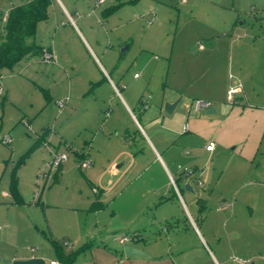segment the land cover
I'll list each match as a JSON object with an SVG mask.
<instances>
[{"label": "rangeland", "instance_id": "1", "mask_svg": "<svg viewBox=\"0 0 264 264\" xmlns=\"http://www.w3.org/2000/svg\"><path fill=\"white\" fill-rule=\"evenodd\" d=\"M25 1L0 0V29L10 9ZM233 29L240 43L231 54L230 70L228 51L214 59L207 51L211 36ZM35 41L50 48L53 59H23L0 77V264H10L12 255H26L33 248L52 252L50 237L58 243L71 241L73 247L65 249H74V238L94 230L97 222L94 239L107 233L90 208L95 194L91 169L84 167L92 135L101 129L109 133L104 117L108 105L100 107V118L93 122L90 117L96 92L90 79L99 76L96 64L101 71L116 67L113 79L117 83L122 77L125 94L135 98L162 93L176 72L194 74L196 65L205 74L208 66L216 68L220 86L224 72L228 76L231 71L242 77L245 101L264 108V0H52ZM199 42L207 51L199 49ZM211 74L200 83L188 80L183 91L189 107L202 92L198 97L214 103L205 91ZM218 97L226 101L221 88ZM66 98L60 107L57 101ZM8 136L12 141L4 143ZM56 152L68 156L62 169L51 166ZM235 156L220 150L217 164L227 165L225 172H211V185L196 191L204 198L205 222L193 213L203 237L186 231L190 236L180 241L200 260L264 264V140L254 163L233 171L230 160ZM202 157L200 163L206 165L208 157ZM14 185L22 204L12 194ZM175 211L181 227L193 223L184 205ZM157 216L156 225H161L163 213ZM50 221L57 236L50 233ZM67 232L72 240L63 236ZM179 235L172 234L174 249ZM51 259L44 258L46 264Z\"/></svg>", "mask_w": 264, "mask_h": 264}, {"label": "crops", "instance_id": "2", "mask_svg": "<svg viewBox=\"0 0 264 264\" xmlns=\"http://www.w3.org/2000/svg\"><path fill=\"white\" fill-rule=\"evenodd\" d=\"M234 10L237 15L241 12ZM237 23L238 20L235 21ZM235 30L211 36L208 39L211 50L207 51L203 42H199V49L206 50L213 59L224 56L228 51L231 70V54L240 43L235 38ZM46 51L53 53L50 48ZM96 67L99 76L90 79L96 91L90 117L92 121L100 118V107L108 105L104 117L109 133L107 136V131L103 129L94 133L89 143V152L84 157L91 161L86 168L91 169L90 182L95 194L90 208L97 219H102L103 231L107 233L94 239L100 227L99 222L95 224L94 230H83L75 238L65 233L64 237L70 240L74 238L78 245L74 249H65V253L78 251L71 264H215L211 258L205 261L191 257L190 247L182 244L180 237L187 238L190 236L188 233L197 239L198 233L203 237L201 228L195 222V215L205 222L202 217L204 198L196 191L205 188L206 183L211 185L212 173H220L222 176L225 172L227 165L217 164L219 151H231L241 157V160H236V156L231 157L233 171L257 159L264 140V108L245 101L247 96L244 84L243 93L234 102L228 100L229 76L233 74L231 71L228 76L224 72V84L220 86L216 68L207 67L206 72L211 71L212 74L205 91H210L208 93L214 103L211 108L204 109V114L202 110H195L193 102L201 99L198 96L206 92L196 94L197 97H194L189 107V100H186L183 91L189 79L200 83L206 76L207 73H202L199 65L195 66L194 74L186 70L180 75L176 72L162 93L147 98L125 94L127 85L122 77L117 83L113 79L116 67H111V72L106 68L101 71L97 64ZM135 77L138 79L139 75L136 73ZM237 77L242 80L241 76ZM219 88L226 101L218 97ZM105 89H110L112 93L105 94ZM177 100L180 102L173 112L167 113L165 104ZM211 141L215 142V148L208 151L206 145ZM205 155L208 157L206 165L200 163ZM188 181H191L195 193L185 188ZM187 200L193 205V210H189ZM181 205L188 210L193 222L185 227H181L175 211ZM160 213H163V221L161 225H156ZM48 225L52 236H57L51 221ZM124 233L135 235V239L128 245L141 249L146 255L127 256L124 246L115 244L114 240L115 235ZM174 233L180 234L177 249H174L175 241L171 239ZM52 240L50 237L52 252L33 248L31 253L15 254L10 260L50 257L51 261H61Z\"/></svg>", "mask_w": 264, "mask_h": 264}, {"label": "trees", "instance_id": "3", "mask_svg": "<svg viewBox=\"0 0 264 264\" xmlns=\"http://www.w3.org/2000/svg\"><path fill=\"white\" fill-rule=\"evenodd\" d=\"M51 4L52 0H27L10 9L5 25L0 29V77L5 69L13 68L23 59L44 56L46 49L35 41V36L38 24L48 17ZM12 194L16 203L24 202L15 185ZM52 242L62 263L71 264L78 251L65 253L62 243Z\"/></svg>", "mask_w": 264, "mask_h": 264}, {"label": "built area", "instance_id": "4", "mask_svg": "<svg viewBox=\"0 0 264 264\" xmlns=\"http://www.w3.org/2000/svg\"><path fill=\"white\" fill-rule=\"evenodd\" d=\"M100 2H102L103 0H99ZM44 58L46 61H51L53 59V56L50 52H45L44 54ZM244 89H243V82L242 80L237 77L234 74H230L229 76V88L227 91V98L230 102H234L236 97L243 93ZM4 90L3 87L1 86V79H0V95L3 94ZM68 101V98L66 99H60L57 101V104L60 107H63L65 105V103ZM194 108L196 111H200L203 109H208L212 107V103L210 101H206L203 99H195L193 102ZM185 128H187V126H185ZM4 143H10L12 141V139L8 136L6 138L3 139ZM215 148V142L211 141L209 144L206 145V149L208 151H211ZM68 160V156L65 153H58L56 152L52 158L51 161V166L52 168H59L60 166H62L66 161ZM91 164L90 160H87L84 163V167H88ZM199 184L202 185V182L199 181ZM7 194V193H6ZM135 239V235L131 234V233H124V234H118L114 236V240L119 243L122 246H127L130 242H132ZM64 247L67 248H72L73 247V243L70 241H64L63 243ZM52 264H64L61 261L58 260H53L51 261Z\"/></svg>", "mask_w": 264, "mask_h": 264}, {"label": "water", "instance_id": "5", "mask_svg": "<svg viewBox=\"0 0 264 264\" xmlns=\"http://www.w3.org/2000/svg\"><path fill=\"white\" fill-rule=\"evenodd\" d=\"M126 48H124L123 50H125ZM180 102V100H177L174 103H166L165 104V111L167 113H172L173 110L175 109V107L178 105V103ZM212 112V111H211ZM185 188L187 190H190L191 192L195 193V190L191 184V181H188L185 184ZM124 253L127 256H144L146 255L141 249L136 248L134 246H130L127 245L124 247ZM10 264H46L45 260L42 258H30V259H25V260H14V261H10Z\"/></svg>", "mask_w": 264, "mask_h": 264}]
</instances>
